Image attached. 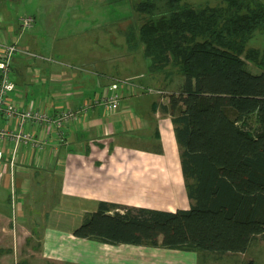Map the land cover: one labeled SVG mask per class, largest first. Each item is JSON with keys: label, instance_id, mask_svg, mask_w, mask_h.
I'll return each instance as SVG.
<instances>
[{"label": "trees", "instance_id": "trees-1", "mask_svg": "<svg viewBox=\"0 0 264 264\" xmlns=\"http://www.w3.org/2000/svg\"><path fill=\"white\" fill-rule=\"evenodd\" d=\"M134 9L144 18L125 30L128 47L142 46L150 71L183 76L167 111L192 204L172 212L100 202L73 235L115 245L244 253L264 235V71L247 68L259 50L245 48L264 28V3L139 0Z\"/></svg>", "mask_w": 264, "mask_h": 264}, {"label": "crops", "instance_id": "crops-1", "mask_svg": "<svg viewBox=\"0 0 264 264\" xmlns=\"http://www.w3.org/2000/svg\"><path fill=\"white\" fill-rule=\"evenodd\" d=\"M16 10L13 0H0V38L18 44L21 35L14 37L13 33H18L19 17L27 14ZM42 15L40 9L38 18L32 17L43 23ZM19 46L45 55L37 47ZM61 61L66 65L14 56L16 89L11 93L12 102L54 112L90 104L113 79L134 77L145 87L165 89L161 82L152 85L154 77L158 78L156 72H149V80L142 71L123 77L109 73L92 76L82 72L81 66ZM123 91L115 113L106 112L103 104L93 105L83 121L66 128L64 142L53 140L39 152L21 148L13 172L9 159L16 127L0 118V126L10 128V134L0 140V264H159L161 258L174 259L167 256L168 248L164 247L115 245L73 235L100 202L172 212L189 209L192 204L167 111L168 98ZM33 129L37 138L43 139L42 126ZM12 181L20 199L15 222L9 197ZM21 241L27 245L21 246ZM180 251L192 255L189 264H197L198 252ZM23 254L31 258L18 260L17 255Z\"/></svg>", "mask_w": 264, "mask_h": 264}, {"label": "rangeland", "instance_id": "rangeland-1", "mask_svg": "<svg viewBox=\"0 0 264 264\" xmlns=\"http://www.w3.org/2000/svg\"><path fill=\"white\" fill-rule=\"evenodd\" d=\"M138 1L13 0L18 14L36 16L37 19V11L41 9L43 13V23L34 22L32 27L27 29H23L18 24V33L13 35L14 37L21 35L18 39L19 45L30 49L37 47L38 52L52 55L54 61L64 63L61 61L64 59L72 65L81 66L82 72L88 75L109 73L123 77L132 72L142 71L149 80L152 78L149 75L151 69L141 56L142 46L135 50L130 49L125 41V30L128 26L133 23L139 25L144 18V15L134 9ZM184 1L192 5H221V0ZM260 1L264 3V0ZM245 48L259 50L254 62L247 61V68L255 74L263 72L264 28L258 30L246 42ZM157 75V81L154 77L152 85L161 82V86L165 89H157L162 91L163 97L169 98L170 94L178 93L183 76L171 74L170 78L163 72ZM21 242V246L27 245ZM167 251V256H172L174 259L161 258L159 262L157 261L159 264H189L192 260V255L184 251L174 249ZM162 256L164 257V254ZM13 257L14 255L11 258ZM23 257L25 260L31 258L25 254L17 255L18 260L22 261ZM249 261L254 264H264V235L258 236L244 253L200 252L197 256V264H248ZM27 264H30V261Z\"/></svg>", "mask_w": 264, "mask_h": 264}, {"label": "built area", "instance_id": "built-area-1", "mask_svg": "<svg viewBox=\"0 0 264 264\" xmlns=\"http://www.w3.org/2000/svg\"><path fill=\"white\" fill-rule=\"evenodd\" d=\"M34 17L23 15L19 17L20 26L23 29L31 28ZM21 54L23 56L41 59L48 62H54L61 65L64 63L54 61L53 58L45 57L28 49L20 47L16 42H7L0 38V118L6 122L16 125V132L12 135L13 149L9 159L11 171L15 169V159L21 148H31L41 151L45 148L47 142H64L66 128L83 121L89 108L100 103L106 109V112L113 114L119 108L123 89L129 93L163 94L161 90L152 87H145L137 83L134 78L113 79L108 85H105L101 95H96L92 102L82 103L75 107H63L54 112L44 108L31 110L29 107H21L20 104H14L11 99V93L16 89L15 76L12 73V61L14 56ZM42 126L44 130L43 139H38L34 127ZM10 132L6 126H0V140L9 135ZM1 156V154H0ZM10 209L12 222L18 219V203H20L14 181L9 184Z\"/></svg>", "mask_w": 264, "mask_h": 264}]
</instances>
